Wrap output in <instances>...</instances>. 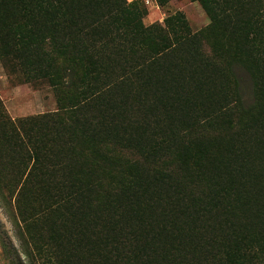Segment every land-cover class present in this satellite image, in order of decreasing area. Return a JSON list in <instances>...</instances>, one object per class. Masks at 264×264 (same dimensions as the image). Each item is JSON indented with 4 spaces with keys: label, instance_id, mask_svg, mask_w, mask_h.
<instances>
[{
    "label": "trees",
    "instance_id": "obj_1",
    "mask_svg": "<svg viewBox=\"0 0 264 264\" xmlns=\"http://www.w3.org/2000/svg\"><path fill=\"white\" fill-rule=\"evenodd\" d=\"M198 1L192 32L128 0H0V52L59 103L0 119L36 264H264V0Z\"/></svg>",
    "mask_w": 264,
    "mask_h": 264
},
{
    "label": "rangeland",
    "instance_id": "obj_2",
    "mask_svg": "<svg viewBox=\"0 0 264 264\" xmlns=\"http://www.w3.org/2000/svg\"><path fill=\"white\" fill-rule=\"evenodd\" d=\"M60 2L63 0H53ZM143 11L146 25L160 23L181 14L191 31L197 32L210 23V16L198 0H128ZM129 35V30H125ZM59 107L57 94L48 77L33 78L27 75L15 53L0 52V119L15 121L32 115L52 112ZM21 226L23 224L20 222ZM19 229L4 208L0 199V264H36L37 255L23 250ZM32 254V253H31Z\"/></svg>",
    "mask_w": 264,
    "mask_h": 264
}]
</instances>
